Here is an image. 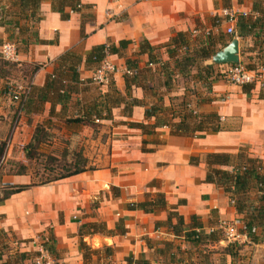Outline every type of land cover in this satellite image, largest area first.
Returning <instances> with one entry per match:
<instances>
[{"label":"crops","instance_id":"crops-1","mask_svg":"<svg viewBox=\"0 0 264 264\" xmlns=\"http://www.w3.org/2000/svg\"><path fill=\"white\" fill-rule=\"evenodd\" d=\"M79 1L80 10L71 13L68 20H63L59 13L52 11L51 0L40 1L37 9L41 18L36 27L37 41L32 39L27 45L23 43L17 53L18 65H23L29 70L20 74L17 81H13L16 84L14 87L20 89L28 88L30 85L35 88L42 87L47 75L55 71L58 59L68 52L80 58V80L88 81L92 74L91 65L86 62L88 54L95 47L104 45L113 50L108 54L113 63L126 67L125 63L130 59L136 61L138 67L146 68L147 71L141 72L139 84L128 83L130 86L128 93L123 75L116 74L107 84L99 86L103 91L99 96L101 100L112 88L124 98L120 106L112 109L120 112L128 123V135L124 134L126 138L112 142V155L117 157L119 163L114 164L112 160L110 166L99 169L87 162L89 169L83 173L44 185L31 186L12 195L0 203V235L4 232L14 235L19 241H24L34 238L50 227L49 235L52 241L55 236L58 241L66 242L70 247L74 246L76 237H79L76 250H81L80 226L102 221L93 214H88L89 205L97 201L99 193L107 192L109 188L113 191H130L131 194H135L134 198L137 201L142 195L152 197L156 193H162L167 204L175 207V211L183 217L185 223L191 216L200 219L204 234L215 230L209 224L212 213L219 223H232L239 229L242 217L230 205L224 192L214 184L205 182L204 156L209 153H223L235 157L241 151L249 158L260 160L264 174V74L260 83L243 86L231 84L225 80V76L224 79L210 78V87L206 88L203 98L195 99L186 94L184 89L181 91L173 87L177 78L189 74L190 71L187 67V71L182 74L180 68L174 66V59L169 57L167 50L171 39L179 32L191 37L188 50L192 42H197L193 45L195 50L205 46L207 41L203 35L205 32H211L213 38L217 37L216 35L227 37L226 25L220 12L224 8L232 7L255 18L252 0H244V3L238 0ZM214 17L220 19L219 24H213ZM263 36L264 31L261 38L249 37L243 41L238 39L239 59L243 47H251L258 39H263ZM142 42H147L153 48L150 54L152 60L156 62L153 64L154 67H146L149 61L147 53L139 54ZM223 43V38H214L213 46L222 49ZM159 49L164 50V58L155 59L153 51ZM188 52L192 53L190 50ZM177 56L182 58L183 55ZM208 60H204L205 67H210L207 65ZM230 65L213 66H218L223 73ZM168 75V79L171 78L170 91L167 90L168 86L164 87L168 82ZM88 83H83L79 87V93L71 95L64 104L54 105L53 112H50V103L44 104L40 113L24 110L20 121L25 133L19 136L16 144V161L8 166L7 158L11 154L3 141L16 104L6 94L9 86L0 78V166L4 173L1 178L3 184L11 186L31 184L26 175L7 173L9 169L15 168L17 161L22 160L23 153L21 150L19 157L18 147L22 149L27 144L37 123L45 125L47 119L53 121L56 113H61L65 109L66 103H74L77 113L80 109L77 107V101L84 102V105L91 104L93 100L99 101L95 98H83L86 90L84 85ZM132 99L140 103L127 110L126 106ZM184 99L197 109L199 115L216 114L219 117L220 130L216 133L200 132L195 137L179 136L172 135L168 127L161 126L164 121L174 123L180 120L179 117L172 119L170 113L178 112L179 104ZM153 106L161 108L162 112L147 118L145 110ZM69 118L71 117H67V120ZM104 121H114L112 112L111 119L99 122ZM129 122L159 125L153 134L146 135L140 129L130 127ZM13 141H16L15 137ZM191 158H198L197 163H191ZM28 192L35 195L25 198L24 194ZM113 200V204H122L124 201L128 204L135 203L121 199L120 196ZM103 205L100 200L96 210L103 209ZM111 209H103L102 211H108L103 214L100 212L103 215L102 222L114 223L110 217ZM125 210L119 211V217L122 215L120 220L131 215L139 217V212L144 213L128 208ZM74 218L75 221L72 220ZM163 229L168 231L166 228ZM169 234L174 235L172 232ZM117 235L119 234L104 235L102 243L104 244L105 240L112 243ZM1 238L2 236L0 240ZM0 264L12 262L5 259L0 252ZM200 264H264V243L253 244L247 237L242 243L230 241L225 243L223 239L208 241L207 244L200 246Z\"/></svg>","mask_w":264,"mask_h":264},{"label":"rangeland","instance_id":"rangeland-1","mask_svg":"<svg viewBox=\"0 0 264 264\" xmlns=\"http://www.w3.org/2000/svg\"><path fill=\"white\" fill-rule=\"evenodd\" d=\"M238 1L244 3V0ZM13 2L14 0H0V46L5 42H13L16 46V53H18L28 36L30 34L33 35L32 33L35 34L37 22L36 16H32L31 11H23L20 6L15 5ZM219 23L220 19L214 17L213 24L217 25ZM203 35L204 38H207L211 36V32H205ZM216 36L214 38H220V35ZM226 36L230 37L227 33ZM189 38L191 37L189 36ZM194 44H197V42H192V46H189L190 52L195 50ZM185 51L186 49H181L177 54L184 55ZM163 52V49L153 51V56L155 59L164 58ZM18 64V60L15 62L6 61L0 54V76L7 83V86L16 85L13 81H17L20 74L22 75L26 70H29L23 67V65L19 66ZM205 66L204 60H196L189 67L190 73L177 78L175 83H173V87L181 91L184 89L186 94L195 99L203 98L202 96L206 88L210 87V78L224 79V74L218 66H213L209 72L203 70ZM121 75L120 73L116 76ZM84 88L86 90L82 96L86 99H99L100 94H103V91L92 80L84 85ZM73 104L72 102L66 103L65 109L61 113H56L55 116L58 117L54 116L52 118L53 121L49 119H47L48 122L44 121L51 139L47 143L42 144L39 147L38 155L26 164V176L32 184L47 182L51 178L65 174L66 169H70L69 166L74 163V154L77 152L85 156L87 162L91 165L93 164L95 168L108 167L112 164V160L114 164L119 163L117 157L112 155L111 148L113 141L126 138V135H124L128 132L126 119L120 115V112L113 110L114 121L97 122L94 125L85 126L71 125L67 123V117H72L76 114ZM13 114V118L4 136L5 141H3V144H7V148L9 147L10 149L11 155L7 158L8 166L16 161V144L19 136L25 133L20 121L23 116L21 115L18 122L15 123L16 109ZM14 137L16 141H13ZM18 149L20 157L22 149L21 147H18ZM65 149L70 151L69 154L64 153ZM5 168L8 169L7 166ZM3 192L4 189L0 184V198ZM24 195L26 198L34 196L35 193L28 192ZM118 196L121 199L123 198L135 203L147 199L145 195H142L137 201L134 198L135 194H131L130 191H113L109 188L107 192L99 193L97 201L89 205L90 211H88V214H93L97 219L102 221L103 215L101 214L108 212L102 210L112 208L109 212H111V221L114 223L97 222L105 224L107 229L119 234L112 243L105 240L103 244L102 238L105 236L95 234L86 236L83 239L88 249L76 250L79 237H76L74 246L69 247L66 245V242L61 243L55 236L53 241L50 240V227H47L43 233L24 241H19L14 235L2 232V235H0V237L2 236L0 240V252L12 264H200V246L207 244L208 241L203 239L200 242L201 235L198 229L194 228L192 231L190 229L189 231H191L193 236L189 238L185 235L175 237V235L169 234L171 232L165 231L163 226L158 227V229L155 227V221L164 222L166 220L167 215L159 212L150 215L139 212V217L131 215L122 217L123 219L120 220L122 215L119 217L118 213L121 210H125L128 203L124 201L122 204H113V199ZM253 197L251 195V198ZM100 200L104 203L103 209L96 210ZM106 201H109V203H106ZM101 207L102 204H100L99 208ZM100 212L102 213L100 214ZM72 220L75 221V218ZM195 220L197 223H200V219ZM186 222V224H190V218ZM118 224L119 227L116 228ZM209 224L215 228L214 232L226 243L228 240L224 228L228 224L219 223L213 213L209 219ZM106 247L111 248V256H108V252L104 250ZM47 248H50V250ZM83 255L89 257L84 260Z\"/></svg>","mask_w":264,"mask_h":264},{"label":"trees","instance_id":"trees-1","mask_svg":"<svg viewBox=\"0 0 264 264\" xmlns=\"http://www.w3.org/2000/svg\"><path fill=\"white\" fill-rule=\"evenodd\" d=\"M41 0H14L13 3L23 9V11H31L32 16H36V22L41 18L38 15V7ZM252 10L256 14V17L252 16H239L236 24L235 35L230 37L220 36L223 38V45L226 46L233 37H236L240 41L245 38H261V33L264 31V0H252ZM52 11L61 15L63 20H68L71 13L78 12L81 8L79 0H51ZM29 35L23 43L27 45L32 39L37 41V34ZM263 39H258L256 44L251 47H243L240 52V63L244 64L248 69H255L258 66L264 67V36ZM36 39V40H35ZM189 35L186 33H177L171 39L168 54L170 58L174 59V66L180 68V72L183 74L187 71V67L193 65L196 60L210 59L219 49L213 46L214 38L207 37L205 46H201L199 49L192 53L188 51ZM13 43V42H12ZM182 48H185V54L182 58H178L177 53ZM150 47L147 42H142L140 45L139 54L147 53L149 55V61L146 65L147 68L153 65ZM108 46H98L92 49L87 57L86 62L91 65L92 71L97 68L100 61L106 56V53H110ZM81 60L78 56L68 52L61 56L57 61V66L52 74L47 75L45 83L42 87L35 88L32 85L29 86L27 93V101L25 105V111L36 113L43 110V106L46 103L51 104V111L56 104H64L71 95L79 93V87L83 83L90 82L81 81L79 76V65ZM126 67L133 69L136 73L127 76L124 75L126 84V93H128L129 82L132 84H139V77L141 72L147 71L146 68H140L136 65V61L127 59ZM163 64H160L162 66ZM162 69V68H161ZM212 67H204V71H210ZM170 75V74H169ZM164 87L169 90L168 79ZM1 78V76H0ZM124 101L123 96L113 88L109 94L99 99L93 100L91 104L84 105L81 101H77V107H79L77 113L67 120V123L71 125H94L101 120L111 119L112 109L120 106ZM139 101L130 100L126 106L127 110H130L133 106L139 105ZM82 104V105H81ZM190 103L184 99L179 104L178 112L172 111L170 113L172 119L179 117L178 122L169 123L168 121L162 122L160 125L168 127L172 135L179 136H196L197 133H216L220 130L219 117L214 114L208 115H193L187 108ZM157 112H162L161 108L151 107L145 110L146 117L154 116ZM159 123L154 125H145L141 123L129 122V126L132 128L140 129L144 134L150 135L154 133V129L158 127ZM51 139V135L46 129L44 124L37 123L31 133V137L27 144L22 148L23 157L22 160L15 163V168L9 169L8 174L12 175H26L27 163L38 155L39 147L42 144L47 143ZM69 150L65 149L64 153L69 154ZM72 154V153H71ZM75 160L71 164L70 169H66L65 174H61L57 177L49 179L47 182L40 184L31 183L30 185L11 186L3 184L1 181L4 174L0 166V184L4 189L0 203L10 198L12 195L20 193L31 186H40L50 182L59 181L67 177L77 175L85 172L89 168L87 167V159L81 155L80 152L74 154ZM206 164L205 182L214 184L217 188L221 189L230 205L233 206L236 213L242 217L241 227L238 229L241 234H244L248 241L253 244L264 243V174L263 166L260 160L252 159L241 151L233 157L229 154L223 153H209L204 156ZM55 161V160H54ZM198 158H191V163H197ZM251 195L254 197L251 198ZM144 201L137 203H130L127 205L128 210H140L146 214L165 212L167 217L164 222H155V227L163 226L168 231L172 232L175 236L185 235L186 237L193 236L191 234L192 229H198L200 233V242L203 239L207 241H219L221 240L213 230L209 234L202 233L201 223L196 222L195 216L190 217V224H186L183 217L178 215L175 211V207H171L167 204L165 196L162 193H156L152 197H146ZM119 224L116 225V228ZM188 229V230H186ZM191 229V231H189ZM113 230H108L103 223H86L82 224L79 228L80 236V248L81 250L88 249L83 242V237L100 234L105 236H113ZM202 233V234H201ZM198 236V235H197ZM199 237V236H198ZM52 238H50L51 240ZM192 239V238H191ZM199 239V238H198ZM197 239V241H198ZM50 250V248H47ZM108 252V256H111V248L106 247L104 249ZM89 256L83 255V259Z\"/></svg>","mask_w":264,"mask_h":264},{"label":"built area","instance_id":"built-area-1","mask_svg":"<svg viewBox=\"0 0 264 264\" xmlns=\"http://www.w3.org/2000/svg\"><path fill=\"white\" fill-rule=\"evenodd\" d=\"M115 1L116 0H111V2ZM220 16L223 18V21L226 25V33L228 35H235V27L238 21V17H246L247 14L229 7L224 8L220 12ZM0 54L6 61H17L16 46L12 42L3 43V45L0 46ZM150 67H152V65H150ZM120 73L123 76H131L136 72L133 69L121 67L120 65L113 63L110 60L108 53H106V56L100 61L97 68L92 71L91 80L94 82V84L103 86L109 82L112 76ZM223 73L225 78L231 84L243 86L247 84L260 83L261 76L262 74H264V67L258 66L255 69H248L244 64L239 62L238 64L230 65L228 69ZM28 91L29 87L20 89L18 87L9 86L6 89V94L8 95L10 100L16 104L15 123L18 122L20 116L24 112ZM187 108L192 112L193 115H197V109L192 107L191 104H189ZM224 229L228 241L232 243H242L246 240V236L244 234H241L234 224H228Z\"/></svg>","mask_w":264,"mask_h":264},{"label":"water","instance_id":"water-1","mask_svg":"<svg viewBox=\"0 0 264 264\" xmlns=\"http://www.w3.org/2000/svg\"><path fill=\"white\" fill-rule=\"evenodd\" d=\"M208 61V66L238 64L240 62L238 39L236 37H233L225 47L218 50L214 55L210 57Z\"/></svg>","mask_w":264,"mask_h":264}]
</instances>
